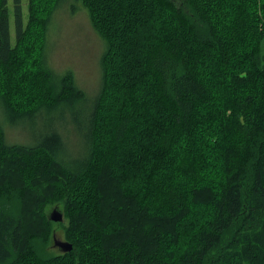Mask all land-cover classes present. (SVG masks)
<instances>
[{
    "label": "trees",
    "instance_id": "trees-1",
    "mask_svg": "<svg viewBox=\"0 0 264 264\" xmlns=\"http://www.w3.org/2000/svg\"><path fill=\"white\" fill-rule=\"evenodd\" d=\"M61 11L94 93L53 64ZM263 41L264 0H0V264H264Z\"/></svg>",
    "mask_w": 264,
    "mask_h": 264
},
{
    "label": "rangeland",
    "instance_id": "rangeland-1",
    "mask_svg": "<svg viewBox=\"0 0 264 264\" xmlns=\"http://www.w3.org/2000/svg\"><path fill=\"white\" fill-rule=\"evenodd\" d=\"M24 2V0H21ZM14 5L9 1V18L12 20ZM65 13L60 12L50 25V36L53 44L58 42L53 56V64L57 68H72L80 80L83 89L94 93L98 88L99 65L98 59L101 54V42L96 38L94 31L88 27L87 20L79 13L76 17L66 19ZM87 24V25H86ZM91 28V29H90ZM264 52V41L262 44ZM22 127V126H19ZM62 214V220L54 222L50 219L53 212ZM47 216L53 222V234L47 245V250L52 254L60 253L61 249L56 243L64 242V227L67 220L64 219L61 206L50 205L46 209Z\"/></svg>",
    "mask_w": 264,
    "mask_h": 264
},
{
    "label": "water",
    "instance_id": "water-1",
    "mask_svg": "<svg viewBox=\"0 0 264 264\" xmlns=\"http://www.w3.org/2000/svg\"><path fill=\"white\" fill-rule=\"evenodd\" d=\"M50 219L54 222H59L62 220V214L59 212H53L52 215L50 216ZM61 250L63 251H69L71 249V245L68 244L67 242H60V243H56Z\"/></svg>",
    "mask_w": 264,
    "mask_h": 264
}]
</instances>
